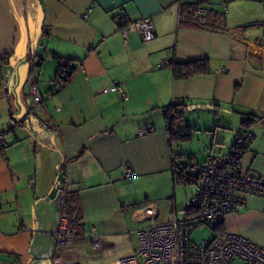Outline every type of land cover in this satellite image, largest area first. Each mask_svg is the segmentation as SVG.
I'll return each mask as SVG.
<instances>
[{"label": "crops", "instance_id": "1", "mask_svg": "<svg viewBox=\"0 0 264 264\" xmlns=\"http://www.w3.org/2000/svg\"><path fill=\"white\" fill-rule=\"evenodd\" d=\"M196 1L0 0L1 253L27 264L35 235L52 239L59 184L75 196L84 234L96 227L101 249L126 231L132 236L136 228L129 225L144 221L147 206L155 209L156 221L160 207L168 213L158 222L183 215L172 172L179 161L164 118L172 103L197 105L185 106V119L188 110L205 109L186 121L206 132L230 129L233 117L242 121L241 113L264 116V1L207 0L206 14L198 15L205 25L189 19L186 7ZM120 13L131 21L150 18L154 37L142 40L131 25L123 35L114 21ZM59 58L69 59L73 70L51 92ZM202 58L209 73L174 76L173 63ZM165 59L169 64L158 66ZM31 77L43 97L34 109ZM112 84L127 99L102 91ZM142 127L152 130L139 134ZM244 127L224 152L245 128L251 131L239 165L264 178V118ZM129 180L162 181L166 191L146 197L154 204L134 205L125 190ZM224 232L264 247V196L239 192L223 219ZM87 242L77 241L64 255L79 259L77 247ZM42 251L52 261L58 254L55 246Z\"/></svg>", "mask_w": 264, "mask_h": 264}, {"label": "built area", "instance_id": "2", "mask_svg": "<svg viewBox=\"0 0 264 264\" xmlns=\"http://www.w3.org/2000/svg\"><path fill=\"white\" fill-rule=\"evenodd\" d=\"M206 2L207 0H199L197 15L206 14ZM114 21L123 35L130 25L137 30L142 40H150L155 35L154 24L148 17L131 21L120 13L114 17ZM169 62L165 59L158 66H165ZM69 63L65 58L58 59V70L53 78L51 92H56L65 85L71 74ZM102 91L117 92L123 99L128 97L117 84L105 86ZM30 92L31 106L34 109L42 103L43 97L33 77L30 78ZM151 130V127H142L139 134ZM251 139L252 132L246 130L229 151L210 153L204 160H190L188 170L197 176L191 211L184 212L181 216L174 214L168 221L158 222L155 218V209L152 206L145 207L143 219L147 220V223L130 233L135 237L136 249L109 264H264V247L243 235L233 232L222 234L218 230L225 215L233 209L239 192L264 196V178L253 172L243 171L239 165V158ZM4 142L3 133L0 131V150ZM66 192V185L59 184L58 217L56 228L52 232L58 254L53 258L52 264H87L80 259L65 256L64 250L80 240L88 241L92 249L100 250L101 237L94 225L80 237L69 234L63 206ZM202 226L209 227L214 236L197 243L193 242L192 231Z\"/></svg>", "mask_w": 264, "mask_h": 264}, {"label": "rangeland", "instance_id": "3", "mask_svg": "<svg viewBox=\"0 0 264 264\" xmlns=\"http://www.w3.org/2000/svg\"><path fill=\"white\" fill-rule=\"evenodd\" d=\"M204 111L205 109L201 108L188 110L186 112V120L194 122V120H196V115L198 113H204ZM242 127L241 119L233 117L230 129L227 130L218 128L216 133L213 130L208 132L202 129L193 130L191 132L190 140L172 143L173 151L176 154H181V157H177V161L187 162V156H189L191 153H193L194 155H192L198 160H204L206 157L205 155L211 146L215 148V153L224 152L230 147L231 143L234 141L237 133ZM176 185V206L178 210H180L179 214H181L182 209H184L193 199L196 192V184L192 182L186 185L176 183ZM125 190L132 204L145 206L147 204H154L153 200L146 201V197H149L151 200L155 198L156 195H164V191H166V189L163 188L162 181H160L159 185L153 186L150 180H143L134 183H131L129 180L125 186ZM170 194V197H172V190ZM162 202L163 200L160 202V204H162ZM160 210L161 213H159L157 220L161 221L167 219L169 216L168 213H166L165 210H162L161 207ZM29 217L33 218L32 215H29ZM19 218L20 215H18V219ZM146 223L147 220L141 221L137 225L130 224L128 229L134 230L137 227H142ZM213 236L214 232L209 227L202 226L192 231L191 240L197 243L202 239L212 238ZM87 244V246L79 245L77 247V257L87 264H108L119 256L132 253L136 249L135 237L128 235V231L122 233V235L118 237L105 240L100 251L92 249L88 242ZM31 245L32 246L29 251L30 261L27 264H52V260L48 256L41 255L42 253H40V250H43L42 252H45L44 254L46 255V249L53 248L54 242L52 239L48 240L47 236H39L36 234ZM37 248L40 250L38 251ZM0 264L21 263L15 261L9 254L0 252Z\"/></svg>", "mask_w": 264, "mask_h": 264}, {"label": "trees", "instance_id": "4", "mask_svg": "<svg viewBox=\"0 0 264 264\" xmlns=\"http://www.w3.org/2000/svg\"><path fill=\"white\" fill-rule=\"evenodd\" d=\"M199 4H200L199 0H197L196 3L188 4L186 8L189 9L188 10L189 19L190 20H194V18L196 20L198 19L199 23L201 22V24H198V23H195V24L205 25L206 22L203 23V21L198 18V15H196V9ZM191 22H195V21H191ZM65 59L68 61V63L70 62L69 59L67 58ZM172 68H173V74L177 78L190 77V76H194L197 74H205V73L210 72L209 62L207 58L196 59V60H191L187 62H175L172 64ZM70 69L72 72L73 67L71 65H70ZM185 106L186 104L183 101H178V102L172 103L170 106L166 107V109L164 110L165 127L168 133L171 146H172V143L174 142H183V141L190 140L191 132L196 129L194 125L189 124L185 119V115H184ZM241 114L243 116L241 123L245 127L250 126L255 121L264 118V116H260L255 113H241ZM246 130L247 129L245 128L243 132ZM252 137H253V133H252ZM173 155H174V158L176 159L178 156L181 157L180 156L181 154L174 153ZM187 159H188L187 162L179 161V163L173 164L172 172H173V178H174L175 183L186 185L188 183L193 182L196 184L197 176L189 172L188 164L190 160L197 159V158L193 156L192 154H190L189 156H187ZM70 192L71 191H68L65 193L64 202H63V206H64L67 220H68V229H69L68 232L70 235L74 237H80L84 234V231H85L83 227L84 225L82 221L80 220V210H79L78 204L76 203L75 196L69 195ZM192 204L188 205L183 210L185 212L191 211ZM221 229H222V225L218 226V230L221 231ZM54 246H55V243H54Z\"/></svg>", "mask_w": 264, "mask_h": 264}, {"label": "water", "instance_id": "5", "mask_svg": "<svg viewBox=\"0 0 264 264\" xmlns=\"http://www.w3.org/2000/svg\"><path fill=\"white\" fill-rule=\"evenodd\" d=\"M197 105H187L186 108H193L196 107ZM198 106H209V105H198ZM26 122V121H25Z\"/></svg>", "mask_w": 264, "mask_h": 264}]
</instances>
